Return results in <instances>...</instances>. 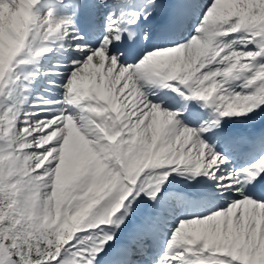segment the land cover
<instances>
[{
  "label": "snow or ice",
  "instance_id": "1",
  "mask_svg": "<svg viewBox=\"0 0 264 264\" xmlns=\"http://www.w3.org/2000/svg\"><path fill=\"white\" fill-rule=\"evenodd\" d=\"M41 3L0 0V264H264V0Z\"/></svg>",
  "mask_w": 264,
  "mask_h": 264
},
{
  "label": "rangeland",
  "instance_id": "2",
  "mask_svg": "<svg viewBox=\"0 0 264 264\" xmlns=\"http://www.w3.org/2000/svg\"><path fill=\"white\" fill-rule=\"evenodd\" d=\"M43 1V0H42ZM47 2H50V1H47ZM46 2V3H47ZM50 3H52V2H50ZM43 3H41V5H42ZM49 7V5H42V8H43V10L44 11H46V10H48V7ZM21 67H23V66H21V65H19L17 68H16V70H15V72H14V75H18V76H20L21 77V80L20 81H17V82H14V84H12V85H10L9 86V89L11 90V89H16L17 91H15V92H13V95L11 96V97H9V98H6L4 101H3V106L4 107H7L9 104H14L15 102H16V100H17V98H18V93H19V89L21 88V86H20V82L22 81L24 84H29L27 81H25V80H27V79H25V77H28V81H31V80H33L34 78H29V76H23V75H21V73L22 74H24V75H26V73H23L22 72V70L24 71L25 69L23 68V69H21ZM25 72V71H24ZM43 72L45 73V71H44V69H43ZM45 78V79H44ZM25 79V80H24ZM61 80H62V78H61ZM49 81H56V83L58 82V84H63V83H65L66 82V80H62V82L60 83V81L58 80V78H53V77H46L45 75L43 76V78L42 79H39L38 80V82H37V84H36V88H35V90L36 91H34V93H31V92H29V91H31V87H32V84H33V82L32 83H30V87L28 88V91H27V95H28V97H29V103L32 101V100H36V99H38V98H40L41 96H43V97H46V98H49V99H53V98H55L54 97V95L55 94H53V93H55V91H54V89L49 85V87L47 86V84H49L48 82ZM47 83V84H46ZM46 91H49L50 93H52V94H50V93H48V92H46ZM25 107H28V105L26 104L25 105ZM236 124H240V123H236Z\"/></svg>",
  "mask_w": 264,
  "mask_h": 264
},
{
  "label": "bare ground",
  "instance_id": "3",
  "mask_svg": "<svg viewBox=\"0 0 264 264\" xmlns=\"http://www.w3.org/2000/svg\"><path fill=\"white\" fill-rule=\"evenodd\" d=\"M47 1H50V2H53V4H55V0H43L42 1V5H45L46 4V2ZM42 5H41V7H42ZM51 6V5H50ZM49 8V7H48ZM47 11V10H46ZM45 11V12H46ZM53 51L52 52H50V53H47V54H45L43 57H45L41 62H40V64H41V66H42V68L44 69V71L46 70V69H49V68H53V67H51V59L53 58ZM21 66H23V67H21V69H23V68H26L27 66H25L24 64H21ZM64 71V70H63ZM37 72V71H36ZM41 72H39V75L36 77V78H34V82H33V84H32V87H31V91H29V92H31V93H34V91H36L35 90V88H36V84H37V82H38V80L39 79H42L43 78V76L45 75L44 74V72L43 73H41ZM44 74V75H43ZM25 76H27V75H25ZM46 77H54V78H58V76L54 73V74H48V75H45ZM30 78V77H29ZM61 78H62V80H65V78H64V75L62 74V76H61ZM45 79V78H44ZM50 85V84H49ZM62 85V83L61 84H58V82L56 83V85H50L53 89H54V91H55V93H53V94H55L54 95V97L55 98H57V97H59V96H61L62 94H63V92H64V88L61 86ZM46 92H48V93H50L49 91H46ZM50 94H52V93H50ZM234 125H236V124H233V125H231V126H234ZM234 127H238V125H236V126H234Z\"/></svg>",
  "mask_w": 264,
  "mask_h": 264
}]
</instances>
